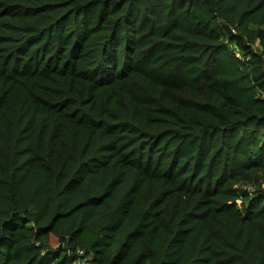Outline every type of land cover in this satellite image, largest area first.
<instances>
[{
  "label": "trees",
  "instance_id": "1",
  "mask_svg": "<svg viewBox=\"0 0 264 264\" xmlns=\"http://www.w3.org/2000/svg\"><path fill=\"white\" fill-rule=\"evenodd\" d=\"M0 264H264V0H0Z\"/></svg>",
  "mask_w": 264,
  "mask_h": 264
},
{
  "label": "rangeland",
  "instance_id": "2",
  "mask_svg": "<svg viewBox=\"0 0 264 264\" xmlns=\"http://www.w3.org/2000/svg\"><path fill=\"white\" fill-rule=\"evenodd\" d=\"M251 191L253 190L252 188H249ZM240 204V203H239ZM50 240H51V242H50V244H51V246L53 247V248H56L57 246H58V241H57V239L54 237V236H51L50 237Z\"/></svg>",
  "mask_w": 264,
  "mask_h": 264
}]
</instances>
